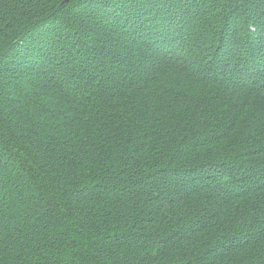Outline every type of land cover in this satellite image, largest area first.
Segmentation results:
<instances>
[{
  "label": "trees",
  "instance_id": "1",
  "mask_svg": "<svg viewBox=\"0 0 264 264\" xmlns=\"http://www.w3.org/2000/svg\"><path fill=\"white\" fill-rule=\"evenodd\" d=\"M0 264H264V0H0Z\"/></svg>",
  "mask_w": 264,
  "mask_h": 264
}]
</instances>
